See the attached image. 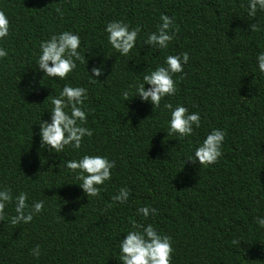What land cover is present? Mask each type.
<instances>
[{"label":"trees","instance_id":"trees-1","mask_svg":"<svg viewBox=\"0 0 264 264\" xmlns=\"http://www.w3.org/2000/svg\"><path fill=\"white\" fill-rule=\"evenodd\" d=\"M247 0H0L9 34L0 58V187L28 193L27 204L44 208L29 223L12 225L14 202L0 217V264H119L118 240L132 223H151L172 240L171 264H264V73L255 57L264 50V11L249 17ZM174 20L165 49L142 40L160 15ZM111 20L139 25L136 46L120 56L107 44ZM257 23L261 31L248 26ZM68 30L80 37L85 63L64 80L41 81L39 43ZM170 32L173 29L170 27ZM187 52L176 93L160 107L142 102L135 87L167 55ZM104 62L98 81L86 71ZM89 74L90 71H89ZM29 81H32L29 87ZM40 81V84H39ZM87 89L80 149L62 154L38 149V121L48 120L50 97L64 83ZM148 85H145L147 88ZM129 93L124 100L123 92ZM133 96V97H132ZM200 114V127L181 139L168 135L163 104ZM213 128L225 131L222 155L210 165L185 161ZM115 161L98 196H86L64 160L82 154ZM185 162V163H184ZM121 187L128 200L112 199ZM156 209L145 219L137 208ZM238 241V243H233ZM40 247L33 257L30 249Z\"/></svg>","mask_w":264,"mask_h":264},{"label":"clouds","instance_id":"clouds-1","mask_svg":"<svg viewBox=\"0 0 264 264\" xmlns=\"http://www.w3.org/2000/svg\"><path fill=\"white\" fill-rule=\"evenodd\" d=\"M245 10L249 17H255L258 10L264 11V0H247ZM170 27L173 29L172 32L169 31ZM140 30L139 25L130 27L127 22L121 20H111L104 27L107 44L120 56H127L134 49ZM248 30L258 32L261 28L255 22L248 26ZM8 34L9 20L5 12L0 10V39L6 38ZM174 35V20L166 14H161L156 31L148 33L142 43L148 47L165 49ZM79 47V35L68 30L53 33L47 39L41 40L34 65L36 72L43 74L40 81L45 76L64 80L77 68V61L85 63V56H81ZM7 54L8 50L0 47V58L6 57ZM188 59L187 52L167 55L162 65L143 74L142 82L136 85L133 96H138L142 102L150 103L152 108L160 107L162 98L171 97L176 93L173 74L181 73ZM255 60L258 71L264 73V50L257 53ZM89 71H86L89 77L98 81L97 78L105 73L104 62L94 65ZM31 84L32 81H29V87ZM145 85L148 87L145 88ZM123 96L124 100L129 99L127 91L123 92ZM49 97L51 105L50 110L47 111L49 119H39L38 129L34 133L39 138L38 149L58 154H62L66 146L80 149L82 139L92 135V130L84 126L87 116L85 107L87 89L66 82L57 95L50 94L47 98ZM163 109L169 114L166 121L168 135L176 134L183 139L191 136L194 128L200 127V114L189 112L182 104L173 106L172 103L165 102ZM224 137L223 129L213 128L193 148L185 161L198 165L215 163L222 155ZM64 167L75 173L76 179L80 181L76 185L87 197H96L101 191L99 186L110 179L115 161L104 155L85 153L76 159L64 160ZM129 192L130 189L127 187H121L112 199L118 203H124L128 200ZM27 199L28 193L25 191H20L13 196L9 188L0 187V217L5 214L6 205L14 202L15 215L9 217V222L12 225L31 222L33 216L39 214L44 208V201H33L29 205L26 203ZM136 211L146 219L150 213L155 214L156 209L143 205ZM255 222L259 227L264 228V216L256 217ZM172 252L170 236L159 232L151 223L133 222L130 230L124 233L123 239L118 240L117 261L119 264H171ZM30 254L38 257L39 245L31 248Z\"/></svg>","mask_w":264,"mask_h":264}]
</instances>
